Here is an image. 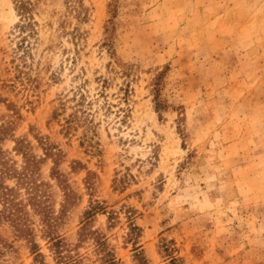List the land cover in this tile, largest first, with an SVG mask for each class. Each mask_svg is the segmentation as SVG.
<instances>
[{"label": "rangeland", "instance_id": "1", "mask_svg": "<svg viewBox=\"0 0 264 264\" xmlns=\"http://www.w3.org/2000/svg\"><path fill=\"white\" fill-rule=\"evenodd\" d=\"M10 121L61 154L62 186L53 159L38 181L72 249L98 202L116 264H264V0H0ZM28 211L30 237L0 225V264H62ZM73 253L105 264L93 238Z\"/></svg>", "mask_w": 264, "mask_h": 264}, {"label": "trees", "instance_id": "2", "mask_svg": "<svg viewBox=\"0 0 264 264\" xmlns=\"http://www.w3.org/2000/svg\"><path fill=\"white\" fill-rule=\"evenodd\" d=\"M24 10L25 6H22V11ZM24 14L26 15L25 11ZM15 125L14 121L0 123V225L4 222L9 223L19 236L30 237L32 229L29 225L28 209L32 208L42 218L43 224L46 225L48 237L52 241V246L56 249L62 264L82 263L83 258L76 257L73 251L77 250L89 238L94 239L98 253L102 254L104 252L101 258L105 264H116L110 253H105L106 240L102 239L98 231H93L87 225L96 212L103 210V206L98 202L92 204L89 211L86 212V221L79 232V244L73 249L68 244H64V240L60 237L51 235L54 227L53 212L48 205L50 192L47 190V187L51 185L44 183V181H38V178L41 163H44L46 159H53L54 168H52L51 176L60 179L59 183L61 185V182H63L61 181L62 175H59L56 170L61 154H56L54 150L52 151L51 146L43 143L41 144L45 146L44 157L32 153L29 148L30 142L26 138L15 137ZM9 141L14 143V147L10 152L3 148V144ZM9 153L21 157L22 165H18L13 159L7 157ZM9 182L14 184L10 185ZM22 190L26 191V200L19 197ZM64 208L65 204L62 205V212ZM64 247L68 252L67 254L63 252Z\"/></svg>", "mask_w": 264, "mask_h": 264}]
</instances>
